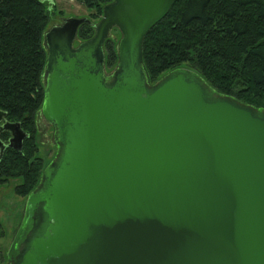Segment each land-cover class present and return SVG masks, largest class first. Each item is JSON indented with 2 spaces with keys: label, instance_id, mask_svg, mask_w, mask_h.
I'll return each mask as SVG.
<instances>
[{
  "label": "water",
  "instance_id": "95a60500",
  "mask_svg": "<svg viewBox=\"0 0 264 264\" xmlns=\"http://www.w3.org/2000/svg\"><path fill=\"white\" fill-rule=\"evenodd\" d=\"M172 2L115 0L77 48L88 18L45 34L41 113L57 155L27 198L9 261L264 264V109L221 98L186 68L149 86L143 40ZM114 28L122 38L110 78L104 44ZM0 129L12 136L1 152L28 137Z\"/></svg>",
  "mask_w": 264,
  "mask_h": 264
},
{
  "label": "trees",
  "instance_id": "16d2710c",
  "mask_svg": "<svg viewBox=\"0 0 264 264\" xmlns=\"http://www.w3.org/2000/svg\"><path fill=\"white\" fill-rule=\"evenodd\" d=\"M75 1L92 11L77 35L86 42L115 0ZM49 2L0 0V127L16 125L28 135L21 149L0 151V186L18 180L15 191L22 197L39 188L46 167L39 155L38 118L48 58L45 33L53 11ZM117 47L116 40L105 41V67L119 61ZM142 60L149 86L187 68L221 98L257 113L264 109V0H173L146 34ZM11 137L0 129L1 142L8 145Z\"/></svg>",
  "mask_w": 264,
  "mask_h": 264
},
{
  "label": "rangeland",
  "instance_id": "374dc122",
  "mask_svg": "<svg viewBox=\"0 0 264 264\" xmlns=\"http://www.w3.org/2000/svg\"><path fill=\"white\" fill-rule=\"evenodd\" d=\"M50 1L52 3L49 2L48 5L53 7V11L51 12V21L47 27L46 33L55 26L61 25V23L67 19L90 18V15L92 14L91 10L75 0ZM120 34H122L121 31L118 28H114L111 31L109 38L116 40L119 45L120 39L122 38L120 37ZM79 45L80 42L77 40L75 42V48ZM105 53L107 54L106 50ZM117 63H119V61H117ZM117 63L113 66L107 65L105 67V72L108 77L115 74L118 67ZM160 81L161 80L153 82L151 87L156 86ZM38 129L39 155L44 159L46 169L56 160V129L44 118L42 113H40L38 118ZM19 183L20 181L13 180L0 186V227L3 231V235L0 237V264H9L8 252L25 215L28 197H22L16 193L15 188Z\"/></svg>",
  "mask_w": 264,
  "mask_h": 264
},
{
  "label": "flooded vegetation",
  "instance_id": "af4514ba",
  "mask_svg": "<svg viewBox=\"0 0 264 264\" xmlns=\"http://www.w3.org/2000/svg\"><path fill=\"white\" fill-rule=\"evenodd\" d=\"M64 23H65V21L63 22V23H61V25H59V26H57V27H60V26H63L64 25ZM119 29V28H118ZM46 34V33H45ZM78 40V38L76 39V41ZM75 41V42H76ZM79 41V40H78ZM46 42V41H45ZM82 42H80V44H81ZM46 44V43H45ZM74 47H75V43H74ZM46 48H47V45H46ZM47 53H48V49H47ZM108 77V76H107ZM110 78L112 77V76H109ZM46 78V77H45ZM46 82V81H45ZM45 85H46V83H45ZM217 98L216 97H214V98H212L211 99V101H215ZM28 244H29V242L27 243V244H25V245H23V247H22V249H21V252H23L24 253V251L27 249V247H28ZM20 261V258H18L17 259V261L16 260H12V261H9V264H17L18 262Z\"/></svg>",
  "mask_w": 264,
  "mask_h": 264
}]
</instances>
